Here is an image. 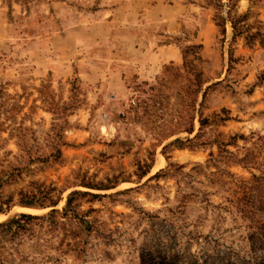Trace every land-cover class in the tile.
Returning a JSON list of instances; mask_svg holds the SVG:
<instances>
[{
    "label": "rangeland",
    "instance_id": "obj_1",
    "mask_svg": "<svg viewBox=\"0 0 264 264\" xmlns=\"http://www.w3.org/2000/svg\"><path fill=\"white\" fill-rule=\"evenodd\" d=\"M0 264H264V0H0Z\"/></svg>",
    "mask_w": 264,
    "mask_h": 264
},
{
    "label": "trees",
    "instance_id": "obj_2",
    "mask_svg": "<svg viewBox=\"0 0 264 264\" xmlns=\"http://www.w3.org/2000/svg\"><path fill=\"white\" fill-rule=\"evenodd\" d=\"M74 193H76V192H74ZM73 193V194H74ZM72 194V195H73ZM70 199V198H69ZM67 200V204L69 203V201L70 200ZM25 204H27V203H25ZM53 213H55V210H52L50 213H49V215H52ZM19 217H23V218H25V219H30V218H35V217H38V216H35V215H31V214H26V213H19V215H18Z\"/></svg>",
    "mask_w": 264,
    "mask_h": 264
},
{
    "label": "bare ground",
    "instance_id": "obj_3",
    "mask_svg": "<svg viewBox=\"0 0 264 264\" xmlns=\"http://www.w3.org/2000/svg\"><path fill=\"white\" fill-rule=\"evenodd\" d=\"M25 210H30L29 208H25Z\"/></svg>",
    "mask_w": 264,
    "mask_h": 264
}]
</instances>
